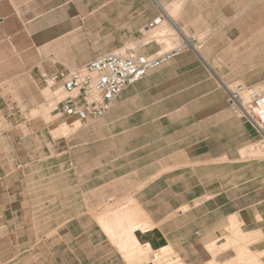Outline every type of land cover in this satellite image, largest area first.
<instances>
[{
  "label": "crops",
  "instance_id": "crops-1",
  "mask_svg": "<svg viewBox=\"0 0 264 264\" xmlns=\"http://www.w3.org/2000/svg\"><path fill=\"white\" fill-rule=\"evenodd\" d=\"M253 12L248 0H0V82L19 94L36 97L44 74L114 50H180L119 92L103 118L77 120L57 142L67 148L55 156L53 181L68 187L73 206L55 229L61 240L69 224L77 244L79 190L86 205L99 191L105 209L132 204L134 227L146 219L153 248L167 247L176 262L264 264L262 135L227 104L235 83L264 78V29L253 34ZM28 174L24 164H0V264L34 248L11 224L23 211L14 189Z\"/></svg>",
  "mask_w": 264,
  "mask_h": 264
},
{
  "label": "rangeland",
  "instance_id": "rangeland-1",
  "mask_svg": "<svg viewBox=\"0 0 264 264\" xmlns=\"http://www.w3.org/2000/svg\"><path fill=\"white\" fill-rule=\"evenodd\" d=\"M248 3L254 6L251 18L254 22L253 34L261 36L264 29V0H248ZM245 79L252 81V88L264 84L262 77ZM41 83V92L34 97L32 94H19L9 83L0 82V164H24L29 172L27 183L14 189L22 202L23 211L16 215L11 224L13 229L24 235L19 238L22 239L20 244L34 248L22 254L18 264H126L121 254V241L115 235L121 234L122 240L126 239L123 236L129 232L127 227L134 230L132 235L136 234L133 219L138 214L132 215V204H118L113 205L112 209H105V204L97 203L101 192L95 191L91 199L94 203L86 205L81 195V191L85 190H79L76 205L79 217L72 229V233L78 235L77 244H74L73 238L71 241L67 232L70 230L69 224L62 226L60 233L65 235L62 240L54 233L60 219L64 223L63 219L69 217L71 208L73 210L69 203L68 187L56 188L53 181L55 165L59 163L55 156L67 148L64 143L57 142L60 138L64 140L71 132L69 129L62 131L61 128L65 126L64 123L70 124L73 120L67 119L60 114L59 109H55L52 89L46 88L42 79ZM21 95L26 97V107L23 109L17 105ZM6 136L9 137L5 139ZM257 147L264 149L263 137ZM61 196L62 204L58 205ZM116 217L118 220L111 221L109 228L105 227V219ZM143 222L149 224L146 219H142L139 224ZM147 224L146 227L149 226ZM176 261L177 257L172 258V254L167 252L160 261L150 262L174 264Z\"/></svg>",
  "mask_w": 264,
  "mask_h": 264
},
{
  "label": "built area",
  "instance_id": "built-area-1",
  "mask_svg": "<svg viewBox=\"0 0 264 264\" xmlns=\"http://www.w3.org/2000/svg\"><path fill=\"white\" fill-rule=\"evenodd\" d=\"M161 19L162 16L156 17L150 25ZM182 46L188 44L182 43ZM179 52L175 48L151 57L114 50L81 67L44 74L41 79L52 89L55 109H59L61 115L80 122H93L107 114L119 92ZM227 104L231 112L249 120L264 138V92L235 83L228 89Z\"/></svg>",
  "mask_w": 264,
  "mask_h": 264
},
{
  "label": "bare ground",
  "instance_id": "bare-ground-1",
  "mask_svg": "<svg viewBox=\"0 0 264 264\" xmlns=\"http://www.w3.org/2000/svg\"><path fill=\"white\" fill-rule=\"evenodd\" d=\"M77 122L75 121L74 123H72L70 127H66L65 125L61 128V130H76L78 127ZM126 229H128L129 232L126 234V239L122 240L123 243L121 245V252L127 264H149L150 261L158 262L167 255L166 252H169V249H167V247H160L154 249L151 245V239H153V235H148L150 233H148L145 228H136L138 229V232L133 235L132 232L134 230L132 231L129 227H127ZM174 264L181 263L178 261Z\"/></svg>",
  "mask_w": 264,
  "mask_h": 264
}]
</instances>
